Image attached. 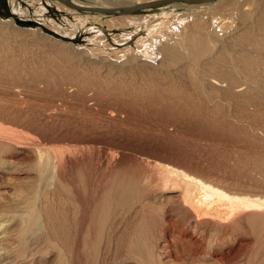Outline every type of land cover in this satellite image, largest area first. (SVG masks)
<instances>
[{"label": "rangeland", "instance_id": "obj_1", "mask_svg": "<svg viewBox=\"0 0 264 264\" xmlns=\"http://www.w3.org/2000/svg\"><path fill=\"white\" fill-rule=\"evenodd\" d=\"M14 4L22 13L0 0V264H264V210L200 223L155 187L169 164L264 197V71L251 68L264 64V0L124 17ZM189 34L207 49L187 48Z\"/></svg>", "mask_w": 264, "mask_h": 264}, {"label": "bare ground", "instance_id": "obj_2", "mask_svg": "<svg viewBox=\"0 0 264 264\" xmlns=\"http://www.w3.org/2000/svg\"><path fill=\"white\" fill-rule=\"evenodd\" d=\"M65 1H68V0H65ZM154 1H156V0H135L134 4H132L131 6H129V4L128 5L124 4V5H116V7H111V8L110 7L107 8L108 4L104 5L103 7H99V8L89 7V6H80V5H78V6L85 7V8L86 7L94 8V9L95 8L96 9H112L113 12H102V11H89V12H99V13H104V14L105 13L106 14H121V17H124V15H126L127 13H135L139 10H142L143 8L157 7V6H151L150 5V3L154 2ZM177 1H183L184 4L189 3L186 0H176V1H172V2H177ZM213 1H216V0H213ZM213 1L206 2V3H199V4H192V3H189V4L198 5L199 8H201V7H204L205 4L211 3ZM10 2L12 3V11H13V12H11L12 15H15V13H17V14L22 13L21 9H19L20 7H18L14 4V0H10ZM60 2H62V1L60 0ZM62 3L65 4L64 2H62ZM101 3L105 4L104 1H102ZM167 3H171V2H167ZM167 3H164V4H167ZM65 5L68 6L67 4H65ZM161 5H163V4H161ZM133 6H142V8H140L139 10L132 11V10H130V7H133ZM158 6H160V5H158ZM68 7L71 8L70 6H68ZM72 9L73 10H79V11H88V10H83V9H74V8H72ZM243 15H244V13H242V16ZM2 22H4V21H2ZM5 22L10 24L11 21L7 20ZM106 24H109V23H106ZM191 32H193V31H191ZM186 45H187V48L191 49L195 53H197L199 51L203 52L204 50L207 49V42H206L205 38L201 37V35L199 37H197L195 35L189 34V36L187 37ZM167 49H168V51H172L174 48L172 46H168ZM249 58H250V56H248V57L245 56L243 58L241 64L245 63ZM257 66H258V60L256 57H254L251 60L252 72L254 73V72L258 71L260 67L264 71V64H262L258 67ZM243 68H245V67H243ZM245 70H246V68H245ZM8 74H9V72H7V75ZM211 82H212V85L216 88H219L221 86L218 81L212 80ZM3 109L4 108L2 107L0 109V111H2ZM9 144H10L9 146L11 147V149L16 147V148H19L21 150H25V151H22L25 154L32 153L28 149V147L16 145L15 143H12V142H10ZM246 155H252V150L247 149L246 151H244V156H246ZM234 156L237 159H240V156H238V155H234ZM160 164H162V163H160ZM142 174H140V175H142ZM145 178L144 179L141 178V180H143L145 182ZM148 178H146V179L148 180ZM155 178H156V180L154 179L155 184H156L155 187H158L157 189L161 190L162 193L167 192V191L179 192L178 197L180 198L182 205L185 207L186 212H188V214L191 217H193L197 222H200V223H201V221H203V219H209L214 225H219V224H222L224 222L225 217L229 214H232L235 212L239 213V212H244V211H250V210H255V211L264 210V197H261L257 194H242V193H235V192L227 191V190H225V188H222V186L220 187V186L214 184L213 182L211 183L210 181H208L204 178H201V177H199L193 173H189V172L185 171L184 169H181V168L169 165V164L159 165V168H158V171H157ZM139 182H140V180H139ZM260 215L261 214H258V216H260ZM0 216H1V214H0ZM234 217H236V216H234ZM238 221H239V219L236 220V223ZM184 231L185 230L182 228L181 232L183 233ZM196 238H197V236H195L194 234L191 235L188 238V243L194 247L199 246V244L195 245ZM76 246L80 250V252H82L80 254V256H82L84 254L83 249L86 247V245L84 243H81L80 240L78 239L76 242ZM1 249L3 251H0V256L2 254H5V249L3 247ZM80 256H78V257H80ZM80 260H81V258H79V261ZM81 261L79 263H81Z\"/></svg>", "mask_w": 264, "mask_h": 264}, {"label": "water", "instance_id": "obj_3", "mask_svg": "<svg viewBox=\"0 0 264 264\" xmlns=\"http://www.w3.org/2000/svg\"><path fill=\"white\" fill-rule=\"evenodd\" d=\"M61 1L64 2L65 4H67L68 6H70L71 8H74V9H83V10H88V11L113 12L112 9H96V8L94 9V8H88V7L85 8V7H80L78 5H75V4H71L70 2L65 1V0H61ZM172 1H176V0H156L152 3H150V5L151 6H158V5H161V4H164L167 2H172ZM186 1L189 3H192V4H199V3L210 2L213 0H186ZM140 8H142V6H133V7H130V10L135 11V10H139ZM17 21H19V20H17Z\"/></svg>", "mask_w": 264, "mask_h": 264}]
</instances>
